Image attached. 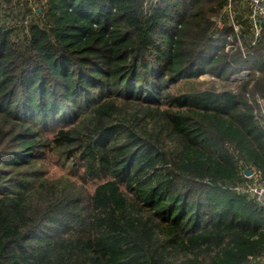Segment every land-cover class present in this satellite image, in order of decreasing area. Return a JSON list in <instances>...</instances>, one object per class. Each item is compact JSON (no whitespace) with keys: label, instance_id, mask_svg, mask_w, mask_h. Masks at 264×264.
I'll return each mask as SVG.
<instances>
[{"label":"trees","instance_id":"trees-1","mask_svg":"<svg viewBox=\"0 0 264 264\" xmlns=\"http://www.w3.org/2000/svg\"><path fill=\"white\" fill-rule=\"evenodd\" d=\"M237 1L0 0V264L264 263L235 189L264 181V16Z\"/></svg>","mask_w":264,"mask_h":264},{"label":"rangeland","instance_id":"rangeland-1","mask_svg":"<svg viewBox=\"0 0 264 264\" xmlns=\"http://www.w3.org/2000/svg\"><path fill=\"white\" fill-rule=\"evenodd\" d=\"M14 2H15V0H14ZM35 3L37 5V0H27V6L26 7H32L33 5H35ZM247 3L249 4V7H248ZM235 9H237L238 12H240V14H242V12H243V15L249 14V16H250V18H252V21L254 22V26H255L256 20L259 18H257V17L253 18L251 16L252 13L250 10L249 0H238L236 2ZM235 9H234V11H235ZM222 10H224V9H222ZM222 10L220 11V14H222V16H223L222 12H224V11H222ZM236 14L238 15L237 12H236ZM15 15L14 16L17 17V19H18L19 16L17 14H15ZM261 16H263V15H261ZM232 17H233V15H232ZM29 19H30V16L28 17V20ZM1 20L3 22H9L7 17L4 15L1 16ZM233 26H234L235 32H238L239 31V24L236 22V19H235V21H233ZM257 33H259V27H256V29H255V34H257ZM237 34H239V33H237ZM237 44L238 45L241 44L240 39H237ZM242 71L243 72L241 74H239L238 76H234V78L245 77L246 74L248 73V71L247 70H242ZM196 82L201 83L199 86H196V87H209L210 85L215 86L217 89H220L223 86L226 87V84H224L226 82L225 80L216 79L209 73H206V74L200 76L196 80ZM229 87H232V88H234V90H236L234 85H230ZM46 129L47 130H45V132L43 133V138H42L45 141L48 139L49 140L51 139V137L53 135V130L55 128L53 126L49 125V126H47ZM49 147H50V145L46 146V149L43 148L42 151H40V153H38L36 155L37 160H39V162H40L39 163V169L43 171V173L46 177H51V178L68 177V178H71L72 180H76L75 167L72 165V163L71 162L66 163V161L63 158H61L60 156H58V154L54 153L52 150H49ZM94 185H95V183L93 182V183L88 184L87 187L89 189H93Z\"/></svg>","mask_w":264,"mask_h":264},{"label":"built area","instance_id":"built-area-1","mask_svg":"<svg viewBox=\"0 0 264 264\" xmlns=\"http://www.w3.org/2000/svg\"><path fill=\"white\" fill-rule=\"evenodd\" d=\"M232 0H228V10L230 9ZM252 17L264 16V0H249ZM232 11L229 10V14L232 15ZM232 18V16H231ZM12 20V17L10 18ZM219 26L222 25L220 21H217ZM254 114L256 120L264 125V98L257 97L255 100ZM245 169L249 170L246 173ZM242 180L235 186V189L245 194L248 198L253 199L264 210V181L261 179V173L254 167H244L241 169ZM264 260V257H263Z\"/></svg>","mask_w":264,"mask_h":264},{"label":"water","instance_id":"water-1","mask_svg":"<svg viewBox=\"0 0 264 264\" xmlns=\"http://www.w3.org/2000/svg\"><path fill=\"white\" fill-rule=\"evenodd\" d=\"M246 173H249V170L248 169H245Z\"/></svg>","mask_w":264,"mask_h":264}]
</instances>
